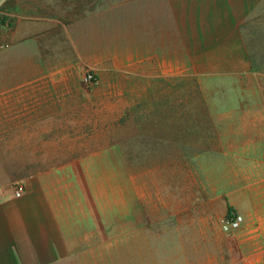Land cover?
<instances>
[{
  "label": "rangeland",
  "instance_id": "1",
  "mask_svg": "<svg viewBox=\"0 0 264 264\" xmlns=\"http://www.w3.org/2000/svg\"><path fill=\"white\" fill-rule=\"evenodd\" d=\"M20 6L61 18L33 83L67 139L36 161L82 218L83 264H264V0L2 3Z\"/></svg>",
  "mask_w": 264,
  "mask_h": 264
},
{
  "label": "crops",
  "instance_id": "2",
  "mask_svg": "<svg viewBox=\"0 0 264 264\" xmlns=\"http://www.w3.org/2000/svg\"><path fill=\"white\" fill-rule=\"evenodd\" d=\"M3 2L0 0V264H83L82 218L72 211L58 183L50 182L52 169L36 161L49 154L46 148L51 142L47 141L67 139L57 126L67 122L61 115L64 106L60 101L52 106L49 94L44 95L50 86L33 83L35 77L48 75L49 68H43L49 59L45 43L49 48L61 18L29 15L25 6L6 10ZM38 141L42 144H36ZM19 182L26 189L16 197L14 186Z\"/></svg>",
  "mask_w": 264,
  "mask_h": 264
},
{
  "label": "built area",
  "instance_id": "3",
  "mask_svg": "<svg viewBox=\"0 0 264 264\" xmlns=\"http://www.w3.org/2000/svg\"><path fill=\"white\" fill-rule=\"evenodd\" d=\"M88 79L91 81L93 79V75H88ZM25 185L21 182L17 183L14 186V194L16 197H20L23 195L25 191ZM244 221V215L242 213L235 212L232 216H228L223 221V229L227 233H233L237 230Z\"/></svg>",
  "mask_w": 264,
  "mask_h": 264
},
{
  "label": "trees",
  "instance_id": "4",
  "mask_svg": "<svg viewBox=\"0 0 264 264\" xmlns=\"http://www.w3.org/2000/svg\"><path fill=\"white\" fill-rule=\"evenodd\" d=\"M230 210H231V208H230Z\"/></svg>",
  "mask_w": 264,
  "mask_h": 264
}]
</instances>
